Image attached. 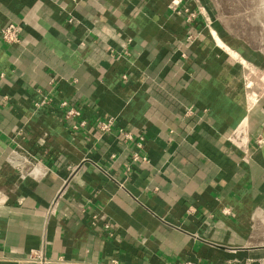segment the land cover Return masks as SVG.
Returning <instances> with one entry per match:
<instances>
[{
  "label": "crops",
  "instance_id": "crops-1",
  "mask_svg": "<svg viewBox=\"0 0 264 264\" xmlns=\"http://www.w3.org/2000/svg\"><path fill=\"white\" fill-rule=\"evenodd\" d=\"M230 4L0 0V264H264V0Z\"/></svg>",
  "mask_w": 264,
  "mask_h": 264
},
{
  "label": "built area",
  "instance_id": "built-area-1",
  "mask_svg": "<svg viewBox=\"0 0 264 264\" xmlns=\"http://www.w3.org/2000/svg\"><path fill=\"white\" fill-rule=\"evenodd\" d=\"M176 12L177 14L183 13L185 15V20L188 24H191L197 17V14L194 11L190 10L187 6L183 7L182 9H178ZM22 31L23 28L21 24L9 22L0 31V39L8 45L16 44L20 41V36L22 34ZM186 39L188 42H191L193 40V35L187 34ZM108 49L110 50L109 47ZM125 78L126 77L123 75V79ZM45 103L46 101L42 100V102L36 104V106L43 105ZM59 105L63 109L64 119L72 121L71 124L72 128L76 129L85 124L84 120H80L82 113L81 110L75 107L70 101L62 100ZM184 114L189 115L190 109H186ZM116 124H117V120L115 117H108L104 120L101 119L98 120L96 126L97 129L104 134V133H110L113 128H116ZM116 130L118 132V135L122 136L124 141L134 139L133 134L127 131L126 129L122 127H117ZM142 140L143 137L138 138V141L136 143V147L138 150L132 152L130 156L131 163H137L139 161L142 162L148 161V159L145 156H142L139 152V150L142 149ZM37 163L38 162L36 160L33 161L28 158H25L20 160L19 162H16L15 167L18 169L21 176H25L31 173L35 169ZM22 262L31 263V264H51L52 260L47 258L42 250H36L29 252L28 256ZM112 264H116V262L113 261ZM184 264H194V263L184 262Z\"/></svg>",
  "mask_w": 264,
  "mask_h": 264
},
{
  "label": "rangeland",
  "instance_id": "rangeland-1",
  "mask_svg": "<svg viewBox=\"0 0 264 264\" xmlns=\"http://www.w3.org/2000/svg\"><path fill=\"white\" fill-rule=\"evenodd\" d=\"M231 1L232 0H223V6L231 5L230 4ZM239 3L242 4L243 6H245V0H239ZM234 4H235V2H234ZM216 17L222 18L223 20H226L228 22L231 19L235 21V18H238L239 20L242 18L244 19L246 16L245 15H238V16H232L231 17L230 15H220V16H216Z\"/></svg>",
  "mask_w": 264,
  "mask_h": 264
}]
</instances>
